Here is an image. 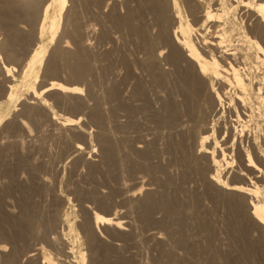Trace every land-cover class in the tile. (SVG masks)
I'll return each instance as SVG.
<instances>
[{"label": "rangeland", "instance_id": "rangeland-1", "mask_svg": "<svg viewBox=\"0 0 264 264\" xmlns=\"http://www.w3.org/2000/svg\"><path fill=\"white\" fill-rule=\"evenodd\" d=\"M109 1L110 0H69L68 9L70 8V11L68 16L64 13V17L62 19V28L60 31V35L61 33L62 35L60 36V39L54 40L52 42H48L49 36L47 34L44 36V41L49 43L46 60L41 64L39 68L40 70L38 73V78L32 76L31 79L30 77H25L24 72L27 68V65L31 62V56L34 52V48L36 50L38 48V43L40 44L39 40L36 39V36L34 35L36 33L38 24L33 25V23L27 21L26 19L23 20L24 17L15 19V21H19L18 23L14 22V24H18L16 27L19 35H21L18 40L13 41L12 44L6 49V47H3L1 44H3L7 39L8 27L6 26V22H4L2 19L3 14L0 13V53H2V58L0 59V247L4 249L7 248L8 250H6L9 251L10 245H8V243H5V237L8 235V233L16 230V220H19L22 216L23 204H31L34 209L39 207L35 211L36 215L34 214V217L36 218L35 220H39L42 216L41 219L45 221L47 219H53L56 216L57 223L59 222L57 224L59 225V227H56L54 231V235L58 236V239L55 241L46 239V241L48 240V242L43 240L44 242L42 243L44 245V250L41 253V256H38L33 260V264H41V261H44L45 257H49L53 263L56 262L57 264H76L75 261L80 258L81 252L86 253L87 258L84 264H152L153 261V264H171L170 262H172V264H249V258L250 260H254L250 261V264L252 262H254L253 264H256V258L253 255V251L250 253L252 255H247L248 252H246L250 249L249 247H252L251 241V245L247 247V244H249L248 240H252L253 242V238H251L250 236H241V224L235 219L238 218L237 220H239L241 213H244L246 210L248 211L249 206L247 205L245 207L246 204L243 201L242 205L240 199L243 198L240 194L236 195L231 193L232 196L230 198L228 192L223 193L224 191L221 192L222 189H220L216 184H210V182L208 181L209 179L207 180V175H209L208 173H210L209 171L205 172L204 177V175L201 174L200 171L198 172L194 169L190 171L191 168L187 169L184 168L185 166H182L183 164L181 163V160L179 158L180 152L177 149V143H175L176 139L178 141V138L181 137L182 130L176 129V127L179 128V126H177V123L174 129L175 122L172 123V121H174L173 117L171 120V124L173 125V127L171 129L172 125L167 121L164 122V120H162L160 116L163 114V109L166 103H171L172 101H174L175 103L177 101V103H179L178 99H181L180 102L182 101L183 90L180 82L182 80V77L184 78V76H181L183 74V69L178 70L170 64L168 65L163 63L162 67H165L167 73L162 76L164 79L160 77V79L158 80L159 77L154 73L151 74V72L145 66V51H143L145 43L141 31H143L144 29L146 33L149 32V39L151 37H154V39L157 38V34L159 33L158 31L160 30V27L162 25V21L161 19H159V16L155 15L157 11H154L155 9L152 10V8L150 10L149 8L151 5L146 0H144L145 2L141 3L142 6L138 2L139 0H132V2L131 0H129L130 2L128 0H125V2L124 0H119L118 4V0H116V3L114 2L115 0H111L110 3ZM178 2L181 7L183 21L185 22L191 20L193 23V20L195 18H193V14V16H191V12L190 10H188L185 4L186 2L184 0H178ZM143 5L146 6L144 7ZM41 6H44V3ZM81 7H83L84 9ZM212 7L213 11L214 9L216 11H214V13L218 12V14H220L221 12L222 15L223 13H225L221 9L220 5L218 6L217 4H214ZM80 11L81 13H79ZM85 13H87V15ZM133 13L134 16L130 17V15ZM129 17L131 18L130 20ZM123 18H125L124 21ZM21 19L23 22H21ZM77 19L79 22L77 21ZM116 19L118 22L116 21ZM193 24L194 27H197L195 23ZM221 24L222 25L219 26H222L224 28L217 26L215 28V26L213 25L214 27H209V31H218L217 33H223L225 35H228L230 32L229 35H234V30H232L231 27L228 26V23L222 21ZM159 25L160 27H158ZM225 25H227L228 27H225ZM71 29L72 32L70 33ZM75 29L76 31H78L77 35H75ZM139 31L140 36L138 34ZM128 36L130 37V39ZM21 37H23V39H21ZM65 38L69 41L67 45L71 51H76L77 49L79 50L80 48H82L81 42L87 43L89 40L92 46L89 45L88 42V44L85 45L86 47L84 46L82 48L85 53L89 55L87 56V60L90 58L91 61L90 62L88 60L90 64V71L87 72L88 76L85 72L82 75V78L79 77L76 80L70 64H68L65 60L63 63V59H60L61 57L56 54L58 47L60 48V46L66 44ZM56 46L57 49L55 48V51H53L52 49ZM52 51L55 52L56 55ZM253 55H259L260 57L263 56L256 51H253ZM263 60L261 59V64L257 60L253 61V74L256 75L259 73L261 75L262 73L263 75ZM258 62L259 66L255 67V65H258ZM4 63H6L7 65L12 64L16 67L15 70L13 69L14 71L10 72L11 74L9 76L6 74L8 72H6L5 69H3L4 67H2L4 66ZM57 64L58 66H56ZM53 65L54 67L56 66L57 69L59 68L56 74H53L51 71ZM260 67H263L262 70H259L261 69ZM254 69H257L258 71ZM51 80H61L63 83L68 84L75 83L74 85H77L79 88L81 87L80 90L82 92L78 96L77 94H69L67 96L60 97L58 93H51V95L49 94V96L46 94H41L42 98L41 96H38L37 99L36 97L33 98L34 96H32L31 93L33 86H37L36 89L40 91L41 88L45 87L46 84L51 82ZM9 84L12 88H10V86L8 87ZM255 86L256 85L254 84V88L248 87L249 92L253 93V97H255L256 95V93H254V89L257 90V87ZM6 88L8 90H14L13 93L17 96V98L14 97V101L7 99V94L9 92H4ZM229 88L230 87H227L225 89L226 91L224 90V92H222L221 98H218L217 96L215 98H212V100L210 97L205 98L207 100V102L205 100V108L206 110H208L207 113L213 112V114H210L213 117L212 120L208 116H205V129L209 134L208 144L210 146L212 144L213 146H211L212 148L210 149V151H216L215 153H213V157L215 154L217 155L216 157H214L216 160L220 157L218 161L221 164L217 165V168L220 169L219 175H223L222 177L224 179L222 177L221 178L225 183L232 182V184H241L242 181L243 185L248 186V184H250L249 186L254 185V187H259V192L262 191L263 193L264 173H262L261 176V171L258 170L260 173H255L254 170H249L248 167L244 165V163L242 164L246 168L244 167V169H242L243 165L239 163V160L241 162H245L248 160V163L249 159L252 156H255L256 160H254L256 161L257 165L260 166V162L262 160L254 151H252L253 148L251 150L252 141L250 142L247 138L251 137L250 140H252L253 137L257 136V134V137L264 136V113H260L261 109L262 112H264V101L259 99V104L258 102H256L258 106L262 105L260 111L259 109L256 110L257 118H250L251 120L253 119L252 121H248L250 124L247 123V120L245 121L246 123L242 121V123L247 124V129L249 128V132L247 131V129H245L244 133L243 131H241L244 127L242 128L241 125H238L236 123L241 122L239 120V115L245 118V111L239 105H237V103H234L236 102V99H238V97L235 96V93H233L234 90H229ZM114 91L117 93V96H115V98L113 97L112 99L109 98V93H112ZM90 93L92 96L90 95ZM94 98H97V100L95 101ZM106 99L107 105L104 101ZM217 99L223 101V103H220V101ZM99 101L102 103L98 107L99 111L102 106L104 107L101 110L104 115L100 112L101 117H103L101 121L104 124L103 126L106 128V131H108V133L110 132V135L107 133V135L111 137L107 139L108 142H106V140L99 132L101 131V127L98 125L97 121L93 123V120H90L91 113L89 116V111L91 112ZM229 101H232V105ZM211 103L214 106L216 104L217 108L212 106ZM93 104H95V106H93ZM222 105H225V109ZM234 107H237V110L234 109ZM232 109L234 110L231 111ZM106 110L108 113L106 112ZM258 112L260 113V115L258 114ZM236 113L238 114V116H234V114L237 115ZM217 114H219L218 117L220 119L217 118ZM229 114L231 118L228 117ZM249 115L250 112H248V116ZM258 115L263 118L262 121L260 120V117L258 119ZM72 116H74L76 120H79V125L82 127L83 132L84 130L86 131L87 138L83 134H77L68 128L66 131V128L61 127V122L65 118H69ZM221 117L223 121L221 120ZM255 119H258L257 122ZM105 120L108 124L106 122H103ZM23 121H25L27 127L23 125ZM221 121L222 123L220 124L219 122ZM112 122L115 123L113 124ZM224 123L226 126H224ZM226 123L228 124V126ZM99 124L101 125V123ZM236 125L239 127L236 128ZM251 125H255V127L258 129L254 127L256 129L255 130ZM225 128L227 129L225 130ZM251 128L253 129L251 130ZM223 129L225 130V132H223ZM219 130H221V136L225 133L223 137L219 135ZM229 130L231 131V133ZM254 132L256 133V136ZM112 133L114 136L111 135ZM123 133H125V137H130L129 143L128 139H126V142ZM174 133H176V136L174 135ZM226 133H229L230 135H226ZM234 133L236 135H234ZM243 135H247V138L243 137ZM220 137L221 139H219ZM229 137L231 138V140L233 139L231 142ZM239 137L243 139L242 144L245 147V150L247 149V146L250 147L248 151L249 153H247L246 151V154L243 156L245 160H242L240 156L237 155L239 154L237 150V148L239 147L238 142H240L241 140ZM141 139L145 141L146 144ZM166 139L169 140L167 141ZM110 142L111 144H109ZM139 142H143L142 144L144 146H147L148 144L147 147L151 149L154 154L151 153L150 156L142 157V153H138L137 151H135V149H132L136 147ZM79 143H82V145L86 147L84 153L73 152L72 149H74V145ZM112 143L113 145H115L114 147H111L113 146ZM116 143L118 145H116ZM154 149L155 151H153ZM139 154H141L142 156ZM245 156L247 157V159ZM133 158L135 159L133 160ZM238 165H240L241 167ZM238 167H240L241 169H239ZM260 167H262V169L264 168L263 162H261ZM127 168H129V171ZM235 169H238V171L236 172ZM120 172H122V177ZM262 172H264V169L262 170ZM237 173H243L244 176L241 177V175H237ZM247 177L249 178V180ZM240 178L242 179L240 180ZM251 180L252 182H250ZM207 184H210V186H208ZM212 184L215 186V189ZM146 187L148 190L146 189ZM159 187L161 188L159 189ZM210 187L213 189L214 193L212 192ZM218 188L220 190H218ZM205 189H209V191H206ZM139 190H142L143 192L140 193ZM216 191H220V193L218 192L219 196L217 194L215 195ZM134 192H136V194L138 195H136L135 198H133L134 196H132L131 194ZM204 193H206L205 195H207V199L205 198V195H203ZM222 193L223 195H221ZM227 193L229 195V200L227 197ZM147 196L150 197L149 200ZM60 197L62 199H60ZM143 197L147 198V200H144ZM232 197L234 198V200H232ZM209 198L212 200H209ZM218 198L219 200L222 199V201L224 198L225 199L223 202H221V200L219 201ZM141 199H143L144 201ZM215 199L219 202L218 204L216 203ZM31 200L33 202H31ZM253 200L255 204L256 198H252V205ZM22 201H24V203ZM225 201H231L232 204L230 205L231 207H234V210H232L231 207L229 210V203L227 202V205ZM238 201L240 203H237ZM221 203L224 205H222ZM168 204L169 206H167ZM185 205L187 208L185 207ZM239 205H241L243 208H240ZM18 206H21L22 209L18 208ZM239 209L240 211L238 213ZM38 211H40V214H38ZM94 211H98L105 215L120 217L126 222L124 224V230L116 229L113 228V226L109 225H101L100 228L102 230L98 231V229H96L93 224L92 217ZM232 211L234 214L236 213L237 217L236 215H233ZM38 216H40L39 219L37 218ZM227 218L230 219L227 220L228 222L226 221ZM233 220H235L234 223ZM212 222L213 224H215L213 225ZM14 224L16 225V227L14 226ZM221 224H223V226H220ZM238 225H240V227ZM90 228H92V233H90ZM212 228L217 229H215L217 234ZM211 229L212 231H214L213 233L212 231H210ZM57 230H59V233L57 232ZM233 231L235 234L233 233ZM166 233H168V235ZM155 235L157 237L161 236L159 237L160 239ZM166 236H168L169 239ZM222 237L223 240L226 241L227 245L223 241L221 244ZM235 237H238L239 239H235ZM211 238L213 240H210ZM218 239H220V243L217 241ZM186 240H188L187 245ZM207 241L209 242L207 243ZM211 241H214V244L210 243ZM245 242L247 244H245ZM217 243L221 247V249L219 246H215ZM6 244L8 245V247ZM232 244L234 245L232 246ZM243 244L246 250L243 247ZM207 245H210V247H208ZM213 247L214 249H212ZM218 247L219 252L218 249H216ZM215 249L216 252H214ZM241 249L243 252L245 250L246 255L243 256V253L241 254ZM65 253H69V256H65ZM249 255L252 256V258ZM220 257H222L223 259ZM226 257L229 258V261L227 262L225 260L227 259ZM241 257H244V260H241ZM1 258L5 259L4 256H2ZM233 258L234 260L231 261ZM31 263L32 261L30 262V264Z\"/></svg>", "mask_w": 264, "mask_h": 264}, {"label": "bare ground", "instance_id": "bare-ground-1", "mask_svg": "<svg viewBox=\"0 0 264 264\" xmlns=\"http://www.w3.org/2000/svg\"><path fill=\"white\" fill-rule=\"evenodd\" d=\"M43 0H0V13L3 14L2 15V19L4 22H6V26L8 27V31H7V39L4 41L3 44H1L3 47H7L10 46L12 44L13 41L18 40L20 35L18 33L17 30V25L18 24H14L15 19L19 18V17H24V19H26L27 21L33 23V25L38 24L37 28H36V33L34 34L36 36V39L39 40L40 44L38 43V48L35 50L34 48V52L31 56V62L27 65V68L24 72L25 77H30V79L32 78V76H34L35 78H38V73H39V68L41 66L42 63L45 62L46 60V54L48 52V48H49V41L52 42L54 40H58L60 39V31H61V25H62V19L64 17V13L68 16L70 8L68 9V2L69 0H44V6H41ZM111 1V0H110ZM109 1V3H110ZM114 1V0H112ZM129 1V0H128ZM151 6H150V10L152 8V10L157 11L155 13V15L159 16V19H161L162 21V25L160 27V25L158 27H160V30L157 32V38L154 39V37H151L149 39V32L146 33V31L143 29V31H141L142 35H143V39H144V43H145V47L143 49L144 54H145V66L146 68L151 72V74H156L160 79V77H162L165 73H167V71L165 70V67H162V64H170L172 66H174L175 68H177L178 70H182L183 69V74L181 76H184V78L182 77V80L180 82L181 86H182V90H183V99L180 102V100L178 99L179 103H176L174 101V103H166V105L164 106L163 109V114L160 115L162 120L167 121L168 123L171 124V120L172 117L174 119L173 122H175L174 124V129H175V125L177 123V126H179V128L176 127V129H181L182 130V135L180 138H178V141L176 139L177 143V149L180 152V160L181 163L183 164L182 166H185L184 168H191L190 171L192 169L197 170L198 172L200 171L201 174L204 175L205 177V172L209 171L210 173H208L209 175H207V180L211 183L216 184L221 190V192L226 193L228 192L231 198V193L232 194H240L242 196L243 199H239L241 200V203L243 205V202L246 204L245 207L248 205L249 209L248 211L246 210L244 213H241L239 220H237L238 218H235L236 221H239V223L241 224V231L240 234L243 237H248L250 236L251 238H253V242L252 240H248L249 244H247L245 242V244H247L249 247L252 244V247H249L247 255L250 254L253 251V255L256 258V264H264V192L262 193V191L259 192V187H254V185L249 186L250 184L247 185H243L242 181L241 184H232V182L230 183H225L224 180H222V176L219 175V171L220 169L217 168V165L221 164L219 163L218 158L217 160L214 158L217 155L215 154L213 157V153H215L216 151H210V149L213 147L212 144L211 146L208 144L209 142V134L208 132H206L205 129V116H208L209 118H211L212 120V113H207L208 110H206L205 108V98L206 97H210L211 100L212 98H215L216 96L218 98H221V94L222 92H224V90L227 87H230L229 90H234L233 93H235V96L238 97V99H236L237 105H239L244 111H245V118L241 117L239 115V120L241 122H235L238 125L242 126V130L245 133V129H247V124H245L246 120L247 123H249L248 121L251 120L250 118H257L256 113L259 109H261L262 105H257L256 102H258L259 104V99L264 101V71H263V75L261 73V75L258 74H253V61L257 60V61H261V59L263 60L264 58V15H261V5H264V0H184L186 3V6L188 8V10H190L191 12V16L194 15L193 18H195L193 20V23H195V25L197 27H194V24L192 23L191 20L189 21H183V17L181 14V7L180 4L178 2V0H146ZM116 3V0L114 1ZM125 2V0H124ZM130 2V1H129ZM128 2V3H129ZM132 2V0H131ZM137 2V1H136ZM139 4L141 5L142 2H145L144 0H140L138 1ZM73 3V2H72ZM78 3V2H77ZM112 3V2H111ZM114 3V4H115ZM119 3V0L117 2V4ZM127 3V4H128ZM146 4V3H145ZM217 4L218 6H221V9L225 12L222 13L220 12V14L214 13L213 11V5ZM97 5V4H96ZM104 5V4H103ZM113 5V4H112ZM139 6V5H138ZM142 6V5H141ZM144 6V5H143ZM146 6V5H145ZM144 6V7H145ZM88 7V6H87ZM112 7V6H111ZM117 7V5H116ZM77 8V7H76ZM80 8V6H79ZM83 8V7H81ZM103 8V7H102ZM115 8V7H114ZM147 8V7H146ZM215 8V6H214ZM84 9V8H83ZM119 9V8H118ZM139 9V8H138ZM76 10V9H75ZM74 10V11H75ZM134 10V9H133ZM85 11V10H84ZM103 11V9H102ZM73 12V11H72ZM114 12V11H113ZM189 12V13H190ZM216 12V11H215ZM81 13V11L79 12ZM83 13V12H82ZM104 13V12H103ZM138 13V12H137ZM154 13V12H153ZM87 15V13H85ZM90 14V12H89ZM111 14V13H110ZM149 14V13H148ZM147 14V15H148ZM193 14V15H192ZM83 15V14H82ZM130 15V14H129ZM93 16V15H92ZM91 16V17H92ZM117 16V15H116ZM115 16V17H116ZM134 16V13L130 15ZM76 17V16H75ZM124 17V16H123ZM129 17V20L131 19ZM80 18V17H79ZM96 18V17H95ZM135 18V17H133ZM141 18V17H140ZM66 19V18H64ZM75 19V18H74ZM120 19V17H119ZM125 18H123L124 21ZM188 19V18H187ZM223 19V20H222ZM20 20V19H18ZM25 20V21H26ZM88 20V19H87ZM90 20V19H89ZM99 20V19H98ZM115 20V19H114ZM122 20V18H121ZM68 21V20H67ZM78 21V19H77ZM103 21V18H102ZM117 21V19H116ZM134 21V20H133ZM191 21V22H190ZM222 21H224L225 23H228L229 27H231L232 30H234V35H225V34H221V33H217L216 31L214 32H210V28L211 26H216L217 27H222L219 25H222ZM19 22V21H18ZM17 22V23H18ZM21 22L22 19H21ZM79 22V21H78ZM87 22V21H86ZM118 22V21H117ZM116 22V23H117ZM159 22V20H158ZM219 22V23H218ZM81 23V22H80ZM97 23V22H96ZM131 23V22H130ZM141 23V21H140ZM118 24V23H117ZM126 24V23H125ZM160 24V23H159ZM119 25V24H118ZM158 25V24H157ZM224 25V24H223ZM120 26V25H119ZM130 26V25H128ZM132 26V24H131ZM213 26V27H214ZM227 25H225L226 27ZM227 26V27H228ZM79 27V26H78ZM104 27V26H103ZM20 28V27H19ZM77 28V26H76ZM80 28V27H79ZM85 28V27H84ZM88 28V27H86ZM133 28V27H132ZM224 28V27H222ZM7 29V28H6ZM95 29V26H94ZM137 29V28H136ZM140 29V28H139ZM208 29V30H207ZM212 29V28H211ZM230 29V30H231ZM91 30V29H90ZM107 30V29H105ZM216 30V29H215ZM76 31V29H75ZM129 31V30H128ZM138 31V30H136ZM28 32V31H27ZM26 32V33H27ZM72 32V29L70 30V33ZM77 32V33H76ZM75 32V35L78 34V31ZM87 32V31H86ZM85 32V33H86ZM106 32V31H105ZM112 32V31H111ZM117 32V31H116ZM24 33V32H23ZM69 33V34H70ZM74 33V32H73ZM140 33V31L138 32V34ZM233 33V32H231ZM49 36L48 42L44 41V36L45 35ZM129 34V33H128ZM137 34V35H138ZM4 35V34H3ZM68 35V34H67ZM73 35V34H72ZM95 35V34H94ZM23 36V35H22ZM87 36V35H86ZM127 36V35H126ZM140 36V34H139ZM76 37V36H74ZM80 37V36H79ZM108 37V36H107ZM129 37V36H128ZM138 37V36H137ZM33 38V37H32ZM153 38V39H152ZM21 39H23V37H21ZM25 39V38H24ZM66 39V38H65ZM76 39V38H75ZM88 39V38H87ZM115 39V38H114ZM130 39V37H129ZM3 40V39H1ZM37 40V41H38ZM78 40V39H77ZM20 41V40H19ZM23 41V40H21ZM25 41V40H24ZM65 41V40H64ZM71 41V40H70ZM87 41V40H86ZM110 41V40H109ZM85 42V41H84ZM89 42V40H88ZM87 43H82V48L88 44ZM92 42V41H91ZM33 43V41H32ZM69 41L66 39V44L63 46H60V48L58 47V50L56 51L61 58L63 59V63L64 60L70 64L72 71H73V75L76 78L81 77L82 75L88 71H90V67H89V61L90 58L87 60V53H85V51L80 48L78 51H71L68 48V44ZM126 44V43H125ZM89 45L90 42H89ZM58 46V45H57ZM57 46L54 47L52 50L55 51L54 49H57ZM92 46V45H91ZM96 46V45H95ZM2 47V48H3ZM86 47V46H85ZM134 47V46H133ZM23 48V47H22ZM88 48V47H87ZM9 49V48H8ZM139 49V48H138ZM8 51V50H7ZM11 51V50H10ZM52 51V52H53ZM244 51V52H243ZM253 51H256L260 54H262L263 56L260 57L259 55H253ZM12 53V52H11ZM55 54V52H53ZM105 53V52H104ZM120 53V52H119ZM55 54V55H56ZM89 54V53H88ZM116 54V53H115ZM12 55V54H11ZM18 56V55H17ZM52 56V55H51ZM94 56V55H93ZM135 56V55H134ZM58 57V56H57ZM2 58V53H0V59ZM256 58V59H255ZM54 59V58H53ZM135 59V58H134ZM255 59V60H254ZM260 59V60H259ZM30 60V59H29ZM124 60V59H123ZM96 61V59H95ZM102 61V60H101ZM62 62V61H61ZM65 62V63H66ZM91 62V61H90ZM120 62V60H119ZM259 62L258 65L259 66ZM264 62V60H263ZM263 62H262V66H263ZM50 63V62H49ZM57 63V62H56ZM55 63V64H56ZM102 63V62H101ZM138 63V62H137ZM136 64V63H135ZM261 64V62H260ZM49 65V64H48ZM61 65V64H60ZM65 65V64H64ZM58 66V64L56 65ZM56 66L51 68L52 73L56 74V72H58L56 68ZM62 66V65H61ZM124 66V65H123ZM4 67L3 69H5L6 73L8 76L11 74L10 72L15 70V66H13L12 64L7 65L6 63H4ZM262 70L263 67H260ZM14 69V70H13ZM68 70V69H67ZM145 70V69H144ZM143 70V71H144ZM176 70V71H178ZM256 71H258L257 69H254ZM255 71V72H256ZM62 72V71H61ZM68 72V71H67ZM94 72V71H93ZM2 73V72H1ZM66 73V72H65ZM95 73V72H94ZM136 73V71H135ZM177 73V72H176ZM71 74V73H69ZM134 74V73H133ZM173 74V73H171ZM180 75V74H179ZM178 75V76H179ZM14 76V75H13ZM88 76V74H87ZM94 76V75H93ZM68 77V76H67ZM92 77V76H91ZM114 77V76H113ZM134 77V76H133ZM151 77V76H150ZM171 77V76H169ZM95 78V77H94ZM97 78V77H96ZM13 79V78H12ZM139 79V78H138ZM153 79V78H152ZM156 79V78H155ZM162 79H164L162 77ZM161 79V80H162ZM70 80V79H69ZM95 81V80H94ZM108 81V80H107ZM140 81V80H139ZM180 81V80H179ZM70 82V81H69ZM142 82V81H141ZM140 82V83H141ZM174 82V81H172ZM36 83V82H35ZM72 83V82H71ZM160 83V82H159ZM170 83V81H169ZM75 84V83H74ZM72 84H68V83H63L61 80L59 81H55V80H51V82H49L48 84H46L45 87H42L40 91H38L36 89L35 86H33V89L31 91L32 96H34L33 98L36 97V99L38 98V96H41V94H46L49 96V94L51 95V93H58L60 97H64L67 96L69 94H77V96L82 92L80 90V88L77 85ZM89 84V83H88ZM87 84V85H88ZM254 84L256 85L255 87H257V90H255L254 93H256L255 97L252 96L253 93L249 92V88H254ZM10 86V84L8 85V87ZM127 86V85H126ZM160 86V85H159ZM168 87V85H167ZM10 88H12L10 86ZM84 88V87H83ZM125 88V87H124ZM131 88V87H130ZM176 88V87H175ZM86 89V88H85ZM136 89V88H135ZM21 90V89H20ZM88 90V89H87ZM90 90V89H89ZM129 90V89H128ZM132 90V89H131ZM145 90V89H144ZM166 90V89H165ZM174 90V89H173ZM253 90V91H254ZM7 91L9 92L7 94V99L9 100H13L14 101V97L17 98V96L13 93L14 90H8L7 88L4 90V92ZM134 91V90H133ZM147 91V90H146ZM152 91V90H151ZM175 91V90H174ZM226 91V90H225ZM257 91V92H256ZM148 92V91H147ZM177 92V91H176ZM1 93V92H0ZM17 93V92H16ZM135 93V92H133ZM230 93V92H229ZM18 94V93H17ZM175 94V93H173ZM178 94V93H176ZM45 95V97H46ZM91 95V93H90ZM107 95V94H106ZM143 95V94H142ZM6 96V95H5ZM92 96V95H91ZM94 96V95H93ZM115 96H117V93L114 91L112 93H109L108 97L109 98H115ZM128 96V95H126ZM138 96V95H137ZM144 96V95H143ZM176 96V95H175ZM223 96V95H222ZM57 97V96H56ZM181 97V98H182ZM236 97V98H237ZM15 98V99H16ZM42 98V96H41ZM58 98V97H57ZM101 98V96H100ZM105 98V97H104ZM103 98V99H104ZM147 98V97H146ZM153 98V97H152ZM224 98V97H223ZM40 99V98H39ZM95 99V98H94ZM110 99V101H111ZM124 99V98H123ZM175 99V98H174ZM45 100V99H44ZM64 100V99H63ZM97 100V98L95 99V101ZM118 100V99H117ZM128 100V99H127ZM172 100V99H171ZM219 100V99H217ZM216 100V101H217ZM222 100V99H221ZM225 100V99H224ZM232 100V98H231ZM32 101V100H31ZM42 101V99H41ZM105 102L107 101L104 100ZM109 101V102H110ZM115 101V100H114ZM146 101V100H145ZM220 101V100H219ZM46 102V101H45ZM137 102V101H135ZM207 102V100H206ZM223 103V101H220V103ZM230 102V101H229ZM232 102V101H231ZM230 102V103H231ZM262 102V101H261ZM1 103V102H0ZM13 103V102H12ZM44 103V102H43ZM47 103V102H46ZM97 103V102H95ZM139 103V102H138ZM217 103V102H216ZM219 103V105H220ZM227 103V102H226ZM102 103L99 101L98 104H93V106H95L92 111H89V116L91 113V118L90 120H93V123L95 121H97L98 125L101 127V131H99L101 133V135L103 136V138L106 140V142H108V138L110 137V132L108 133V131H106V128L103 126L104 124L102 123V118L101 117V113H102V108H104L102 106V108H100V111L98 109V107L101 105ZM107 105V102L105 103ZM104 104V106H105ZM119 104V103H118ZM122 104V103H121ZM212 104V103H211ZM262 104V103H261ZM34 105V104H33ZM127 105V104H126ZM232 105V103H231ZM258 107H257V106ZM62 106V105H61ZM76 106V105H75ZM212 106H214L212 104ZM211 106V107H212ZM223 106V105H222ZM225 106V105H224ZM223 106V108H224ZM78 107V105H77ZM116 107V106H115ZM216 107V104L215 106ZM80 108V107H79ZM217 108V107H216ZM232 108V107H231ZM9 109V108H8ZM16 109V108H15ZM74 109V108H73ZM76 109V107H75ZM222 109V108H221ZM225 109V108H224ZM234 109L237 110V107ZM234 109H232L231 111H233ZM85 110V109H84ZM88 110V109H87ZM86 110V111H87ZM91 110V109H90ZM137 110V109H136ZM235 110V112H236ZM239 110V109H238ZM70 111V110H69ZM74 111V110H73ZM222 111V110H221ZM226 111V110H225ZM224 111V112H225ZM230 111V110H229ZM101 112V113H100ZM107 112V110H106ZM248 112H250V115L248 116ZM31 113V112H30ZM108 113V112H107ZM136 113V112H135ZM156 113V112H155ZM260 113H264L261 112ZM260 113L258 112V114L260 115ZM103 114V113H102ZM157 114V113H156ZM216 114V113H215ZM226 114V113H225ZM237 114V113H236ZM104 115V114H103ZM133 115V114H132ZM219 114H217V118ZM232 115V114H231ZM258 115V119L259 116ZM225 116V115H224ZM234 116H238L234 114ZM32 117V116H31ZM60 117V116H59ZM63 117V116H62ZM79 117V116H78ZM143 117V116H142ZM153 117V116H152ZM171 117V118H170ZM227 117V115H226ZM230 117V114L229 116ZM80 118V117H79ZM78 118V119H79ZM231 118V117H230ZM233 118V117H232ZM236 118V117H235ZM238 118V117H237ZM264 118V117H263ZM260 117V120L262 121V119ZM84 119V118H83ZM220 119V118H219ZM218 119V120H219ZM234 119V118H233ZM257 119V120H258ZM126 120V118H125ZM124 120V121H125ZM161 120V119H160ZM209 120V121H211ZM215 120V119H214ZM221 120L223 121L222 117ZM253 120V119H252ZM251 120V121H252ZM256 120V119H255ZM256 120V122H257ZM89 121V120H88ZM151 121V120H150ZM219 122L220 124L222 123ZM242 121H244L245 123H242ZM104 123L107 121H103ZM146 122V121H145ZM163 122V124H164ZM259 122V121H258ZM24 126L27 127V124H25V121L22 122ZM101 123V125L99 124ZM113 123V122H112ZM115 123V122H114ZM113 123V124H114ZM234 123V122H233ZM60 124V122H59ZM82 124V122H81ZM108 124V123H107ZM121 124V123H120ZM147 124V123H146ZM162 124V123H161ZM169 124V126H170ZM207 124V123H206ZM211 124V123H210ZM215 124V121H214ZM227 124V123H226ZM250 124V123H249ZM248 124V125H249ZM262 124V123H260ZM263 124H264V119H263ZM95 125V124H93ZM118 125V124H117ZM166 125V124H165ZM172 125V124H171ZM217 125V123H216ZM219 125V124H218ZM7 126V125H6ZM87 126V125H86ZM85 126V127H86ZM168 126V125H167ZM222 126V125H221ZM224 126L225 123H224ZM228 126V124H227ZM253 126V125H251ZM258 126V125H256ZM61 127L66 128L65 130L67 131L68 129H71L73 132L77 133V134H83L86 138H87V133L84 130V132L82 131V127L79 125V120H76L74 118V116L69 117V118H65L62 122H61ZM97 127V126H96ZM173 125L171 126L172 129ZM223 127V126H222ZM221 127V128H222ZM239 126L236 125V128H238ZM255 127V125L253 126V128ZM167 128V127H166ZM210 128V127H209ZM213 128V127H212ZM216 128V127H215ZM218 128V127H217ZM230 128V127H229ZM251 128V130L253 129ZM256 128V127H255ZM254 128V129H255ZM63 129V128H62ZM153 129V128H152ZM155 129V128H154ZM157 129V128H156ZM170 129V127H169ZM173 129V131H174ZM227 128H225L226 130ZM231 129V128H230ZM249 129V128H248ZM247 129V131L249 132V130ZM258 129V128H256ZM255 129V130H256ZM264 129V126H263ZM32 130V129H31ZM111 130V128H110ZM109 130V131H110ZM114 130V129H113ZM212 130V129H211ZM225 130L223 129V132H225ZM233 130V129H232ZM236 130V129H235ZM250 130V132H251ZM18 131V130H17ZM97 131V130H96ZM172 131V130H171ZM172 131V132H173ZM220 131L219 130V135H220ZM230 131V130H229ZM259 131V130H258ZM257 131V132H258ZM262 131V130H261ZM260 131V132H261ZM264 131V130H263ZM114 132V131H113ZM118 132V130H117ZM130 132V131H128ZM135 132V131H134ZM137 132V131H136ZM139 132V131H138ZM164 132V131H163ZM215 132V131H214ZM228 132V131H227ZM5 133V132H4ZM107 133L109 135H107ZM126 133V132H125ZM125 133H123L125 140L128 139V143L130 142L128 138L125 137ZM143 133V132H142ZM211 133V132H210ZM218 133V130H217ZM231 133V131H230ZM233 133V132H232ZM238 133V132H237ZM255 133V132H254ZM263 133V132H262ZM156 134V133H155ZM176 133H174L175 135ZM208 134V135H207ZM229 134V133H228ZM226 133V135H228ZM113 135V133L111 134ZM224 134H222L221 137H223ZM230 135V134H229ZM234 135H236L234 133ZM233 135V136H234ZM114 136V135H113ZM148 136V135H147ZM176 136V135H175ZM213 136V135H212ZM211 136V137H212ZM218 136V135H217ZM247 135H243V137H246ZM256 136V133H255ZM258 136V134H257ZM253 137L252 140H250V138L248 137L247 139H249V141H252V146H251V150L253 148L252 151H254L259 158L262 160L261 162L264 163V136L263 137ZM84 137V138H85ZM135 137V136H134ZM158 137V136H157ZM162 137V135H161ZM160 137V138H161ZM170 137V136H168ZM221 137L219 139H221ZM242 137V135H241ZM91 138V136H90ZM111 138V137H110ZM133 138V137H132ZM213 138V137H212ZM218 138V137H217ZM225 138V137H224ZM228 138V137H226ZM230 138V137H229ZM233 138V137H232ZM240 138V137H239ZM74 139V138H73ZM215 139V137H214ZM235 139V138H234ZM241 139V138H240ZM121 140V138H120ZM133 140V139H132ZM142 140V139H141ZM167 140V139H166ZM169 140V139H168ZM167 140V141H168ZM233 140V139H232ZM230 138V142L232 141ZM243 139L240 140V142H238L239 147L237 148L239 154H237L238 156H240V158L243 160V156L247 153H249V148L247 146V149L245 150V147L243 146ZM143 141V140H142ZM147 141V140H146ZM221 141V140H219ZM224 141V139H223ZM127 142V140H126ZM138 142V141H137ZM145 143V141H143ZM142 142V143H143ZM249 142V143H250ZM100 143V142H99ZM136 143V142H135ZM142 143L139 142V144L136 145V147L132 148L135 149V151H137L138 153H142L143 156L141 154L142 157L144 156H150V154H154V152H152L151 149H149L147 146L143 145ZM215 143V142H214ZM233 143V142H232ZM10 144V143H9ZM22 144V143H21ZM111 144V142L109 143ZM121 144V143H120ZM119 144V145H120ZM146 144V143H145ZM161 144V143H160ZM237 144V145H238ZM247 144V143H246ZM93 145V144H92ZM100 145V144H99ZM113 145V143H112ZM116 145H118L116 143ZM159 145V144H158ZM166 145V144H165ZM215 145V144H214ZM98 146V145H97ZM115 145L111 146L114 147ZM121 146V145H120ZM119 146V147H120ZM126 146V145H125ZM128 146V145H127ZM150 146V145H149ZM216 146V145H215ZM214 146V147H215ZM250 146V145H249ZM123 147V146H122ZM121 147V148H122ZM222 147V146H221ZM85 148L82 143L79 144H75L74 145V149L73 152H83L85 151ZM117 148V147H116ZM120 148V150H121ZM155 148V147H154ZM114 149V148H113ZM128 149V148H127ZM162 149V148H161ZM172 149V148H171ZM157 150V149H156ZM163 150V149H162ZM214 150V149H213ZM221 150V149H220ZM225 150V149H224ZM250 150V151H251ZM1 151V150H0ZM89 151V150H88ZM155 151V149L153 150ZM219 151V150H218ZM229 151V150H228ZM158 152V151H157ZM173 152V151H171ZM178 152V153H179ZM78 153V154H79ZM123 153V152H122ZM136 153V152H135ZM137 153V154H138ZM164 153V152H163ZM167 153V152H166ZM3 154V153H2ZM254 154V153H253ZM84 155V154H83ZM93 155V154H92ZM132 155V154H131ZM135 155V154H134ZM236 155V156H237ZM248 155V154H247ZM250 155V154H249ZM108 156V155H107ZM154 156V155H153ZM172 156V155H171ZM80 157V156H79ZM157 157V156H156ZM155 157V158H156ZM246 157V156H245ZM251 157V156H248ZM253 157V156H252ZM249 159V162L247 163V161H243L241 162L239 159V163H241V165H243L242 163H244V165L246 167H248L249 170H254L255 173L261 171V176H262V167L261 166V162H260V166L257 165L256 163V159L255 156L253 158ZM109 158V157H108ZM223 158V157H222ZM221 158V159H222ZM119 159V158H118ZM135 158H133L134 160ZM148 159V158H147ZM247 159V157H246ZM255 159V160H254ZM150 160V159H148ZM232 160V159H231ZM245 160V159H244ZM91 161V160H90ZM151 161V160H150ZM233 161V160H232ZM124 162V161H123ZM133 162V161H132ZM138 162V161H137ZM153 162V161H152ZM231 162V161H230ZM128 163V162H127ZM136 163V162H135ZM180 163V161H179ZM233 163V162H232ZM247 163V164H246ZM120 164V163H119ZM122 164V163H121ZM125 164V163H124ZM165 164V163H164ZM163 164V165H164ZM168 164V163H166ZM234 164V163H233ZM114 165V164H113ZM149 165V162H148ZM243 168L244 169V166ZM139 166V165H137ZM172 166V165H171ZM240 166V165H238ZM263 166V165H262ZM107 167V166H106ZM111 167V166H110ZM120 167V166H119ZM141 167V166H140ZM173 167V166H172ZM175 167V165H174ZM224 167V166H223ZM241 167V166H240ZM240 167H238L239 169H241ZM245 167V168H246ZM121 168V167H120ZM178 168V167H177ZM115 169V168H114ZM118 169V168H117ZM129 171V168H127ZM145 169V168H144ZM162 169V168H161ZM224 169V168H223ZM231 169V167H230ZM121 170V169H120ZM123 170V169H122ZM126 170V169H125ZM136 170V169H135ZM134 170V171H135ZM193 170V171H194ZM236 170V169H235ZM247 170V169H246ZM247 170V171H249ZM259 170V171H258ZM155 171V170H154ZM153 171V172H154ZM174 171V170H173ZM222 171V170H221ZM225 171V170H224ZM227 171V170H226ZM234 171V170H233ZM238 171V169L236 170V172ZM195 172V171H194ZM245 172V171H244ZM250 172V171H249ZM253 172V171H252ZM121 173V177H122V172ZM126 173V172H125ZM124 173V175H125ZM133 173V172H132ZM260 173V172H259ZM2 174V172H1ZM151 174V173H150ZM154 174V173H153ZM152 174V175H153ZM161 174V173H160ZM159 174V175H160ZM165 174V173H164ZM242 176H244V174L242 175L241 173H239ZM237 173V175H239ZM130 175V174H129ZM183 175V173H182ZM225 175V174H224ZM256 175V174H255ZM258 175V174H257ZM4 176V175H3ZM11 176V175H10ZM154 176V175H153ZM222 177V178H221ZM227 177V176H225ZM249 177V176H248ZM247 177V178H248ZM256 177V176H255ZM159 178V177H158ZM246 178V179H247ZM260 178V177H259ZM263 178V177H262ZM6 179V178H5ZM168 179V178H167ZM166 179V180H167ZM170 179V178H169ZM224 179V178H223ZM242 178H240L241 180ZM245 179V177H244ZM136 180V179H135ZM151 180V179H150ZM230 180V179H229ZM249 180V178H248ZM121 181V180H120ZM263 181V180H262ZM125 182V181H124ZM208 182V183H209ZM237 182V181H236ZM239 182V181H238ZM247 182V180H246ZM252 182V180L250 181ZM182 183V182H181ZM127 184V183H124ZM139 184V182H138ZM157 184V183H156ZM170 184V183H169ZM210 184H207L208 186H210ZM254 184V183H253ZM261 184V183H260ZM145 185V184H144ZM168 185V184H167ZM166 185V186H167ZM184 185V184H183ZM189 185V184H188ZM206 185V186H207ZM213 185V184H212ZM205 186V185H204ZM214 186V185H213ZM216 186V187H217ZM258 186V185H257ZM263 186V185H262ZM10 187V186H9ZM140 187V186H139ZM154 187V185H153ZM175 187V184H174ZM12 188V187H11ZM144 188V186H143ZM150 188V187H149ZM161 187H159L160 189ZM165 188V187H164ZM167 188V187H166ZM171 188V187H169ZM208 188V187H207ZM211 188V187H210ZM209 188V189H210ZM218 188V190H220ZM129 189V188H128ZM147 189V187H146ZM209 189H205L206 191H209ZM215 189V186H214ZM148 190V189H147ZM146 190V191H147ZM172 190V189H171ZM212 192L214 193L213 189L211 188ZM217 190V188H216ZM90 191V190H89ZM140 191V190H139ZM145 191V190H144ZM151 191V189H150ZM191 191V190H190ZM205 191V192H206ZM16 192V191H15ZM132 192V191H131ZM143 192L142 190L140 191V193ZM164 192V191H163ZM169 192V191H168ZM173 192V191H172ZM177 192V191H176ZM183 192V191H182ZM218 192L220 193V191H216L215 195L218 194ZM139 193V192H138ZM148 193V192H147ZM146 193V194H147ZM162 193V192H161ZM223 193L221 195H223ZM227 193V195H228ZM132 196H134L133 198H135V196L137 195L136 192L131 193ZM163 194V193H162ZM177 194V193H176ZM201 194V193H200ZM206 193H204L203 195H205ZM210 194V193H207ZM141 195V194H140ZM139 195V196H140ZM150 195V194H149ZM165 195V194H164ZM168 195V194H167ZM213 195V194H212ZM229 195L228 200H229ZM95 196V195H94ZM138 196V195H137ZM142 196V195H141ZM207 195H205V198ZM209 196V195H208ZM128 197V195H127ZM146 197V196H145ZM164 197V196H162ZM182 197V196H181ZM224 197V196H223ZM234 197V195H233ZM232 197V200H234V198ZM237 197V196H236ZM256 198V203L254 204V200H253V205H252V198ZM11 198V196H10ZM132 198V197H131ZM137 198V197H136ZM140 198V197H139ZM144 198V197H143ZM148 200L150 199V197H148ZM147 198H144V200ZM152 198V196H151ZM175 198V196H174ZM220 198V197H219ZM218 198V200H219ZM60 199H62L60 197ZM159 199V198H158ZM169 199V198H168ZM189 199V198H188ZM196 199V198H195ZM205 199V201H206ZM217 199V198H216ZM216 201V203L218 204L219 202ZM225 199V198H224ZM223 199V201H224ZM140 200V199H139ZM143 200V199H141ZM143 200V201H144ZM187 200V199H186ZM193 200V199H192ZM209 200H212L209 198ZM221 202L222 199H220ZM219 200V201H220ZM12 201V200H11ZM26 201V200H25ZM57 201V200H56ZM96 201V200H95ZM155 201V199H154ZM165 201V200H164ZM167 201V200H166ZM173 201V200H172ZM171 201V202H172ZM176 201V199H175ZM214 201V199H213ZM212 201V202H213ZM243 201V202H242ZM24 203V201H22ZM27 202V201H26ZM31 202H33L31 200ZM160 202V200H159ZM226 202V201H225ZM224 202V203H225ZM228 202V201H227ZM226 202V203H227ZM101 203V202H100ZM136 203V202H135ZM152 203V202H150ZM229 203V205H228ZM227 205L229 206V210L232 204V202H228ZM236 203V202H235ZM237 203H240L239 201ZM20 204V203H19ZM18 204V205H19ZM33 204V203H32ZM138 204V202H137ZM154 204V203H153ZM173 204V203H172ZM175 204V203H174ZM177 204V202H176ZM216 204V205H217ZM222 204V203H221ZM21 205V204H20ZM34 205V204H33ZM224 205V204H222ZM236 205V204H235ZM233 205V206H235ZM162 206V205H161ZM169 206V204L167 205ZM190 206V205H189ZM163 207V206H162ZM177 207V206H176ZM180 207V206H179ZM186 207V205H185ZM238 207V204H237ZM240 208H243L241 205H239ZM15 208V206H14ZM18 208H21V206ZM23 208V212H22V216L20 217L19 220L17 221V227L14 224V226L16 227V230H13L11 233H8V235L5 237L6 241L5 243H8V245H10V249L9 251H7L6 249L0 247V256H4L5 259L1 258L0 262L1 264H30V262L32 261L31 264L34 263V259H36L38 256H41V253L44 250V245L42 242L46 241V239L48 240H57L58 236H55L54 231L56 229V227H59V225H57V217L55 216L53 219H47V220H42V216L40 218V216H38L37 218L39 220H35L36 218L34 217L35 211L36 209H34V207L31 204H23L22 206ZM21 208V209H22ZM166 208V206H165ZM187 208V207H186ZM200 208V207H199ZM202 208V207H201ZM164 209V208H163ZM232 210H234V207H231ZM245 209V208H244ZM40 210V209H39ZM173 210V209H172ZM200 210V209H199ZM221 210V209H220ZM237 210V209H236ZM19 211V210H18ZM87 211V210H86ZM216 211V210H215ZM240 209L238 210L239 213ZM20 212V211H19ZM18 212V214H19ZM40 211H38V214ZM166 212V211H165ZM177 212V211H176ZM21 213V212H20ZM43 213V212H42ZM163 213V211H162ZM179 213V212H178ZM192 213V212H191ZM209 213V212H208ZM231 213V212H230ZM233 213V211H232ZM6 214V213H5ZM133 214V213H132ZM154 214V213H153ZM176 214V213H175ZM182 214V213H181ZM186 214V213H185ZM229 214V213H228ZM36 215V214H35ZM47 215V214H46ZM53 215V214H52ZM90 215V214H89ZM209 215V214H208ZM225 215V214H224ZM233 215H236V213ZM20 216V215H19ZM167 216V215H166ZM223 216V215H222ZM228 216V215H226ZM17 217V215H16ZM51 217V216H50ZM180 217V216H178ZM232 217V216H231ZM230 217V218H231ZM237 217V215H236ZM19 218V217H18ZM44 218V217H43ZM48 218V217H47ZM91 218V217H90ZM93 224L94 227L96 229L102 230L100 228L101 225H109V226H113V228L116 229H123L124 230V224L126 223L124 220H122L120 217L117 216H113V215H105L102 214L98 211H94L93 212ZM223 218V217H222ZM17 219V218H16ZM134 219V218H133ZM6 220V219H5ZM92 220V219H91ZM137 220V219H136ZM135 220V221H136ZM149 220V219H148ZM191 220V219H190ZM218 220V219H217ZM230 220V219H226ZM13 221V220H12ZM47 221V222H46ZM161 221V220H160ZM213 221V220H212ZM216 221V220H215ZM214 221V222H215ZM183 222V221H182ZM202 222V221H201ZM222 222V221H221ZM228 222V221H227ZM226 222V223H227ZM230 222V221H229ZM235 222V220H233V223ZM191 223V222H190ZM189 223V224H190ZM207 223V222H206ZM211 223V222H210ZM168 224V223H167ZM171 224V223H170ZM213 224V222H212ZM215 224V223H214ZM213 224V225H214ZM2 225V224H1ZM90 225V224H89ZM201 225V224H200ZM207 225V224H205ZM210 225V224H209ZM159 226V225H158ZM175 226V225H173ZM171 226V227H173ZM220 226H223V224H221ZM240 227V225H238ZM14 227V229H15ZM162 227V225H161ZM166 227V226H165ZM186 227V226H185ZM206 227V226H205ZM234 227V225H233ZM94 228V229H95ZM176 228V227H175ZM195 228V227H194ZM217 228V226H216ZM215 228V229H216ZM238 228V227H237ZM92 228H90L91 230ZM95 229V230H96ZM169 229V227H168ZM172 229V228H171ZM192 229V228H191ZM202 229V228H200ZM208 229V227H207ZM213 230H215L214 228H212ZM212 229L210 231H212ZM137 230V229H136ZM152 230V229H151ZM217 230V229H216ZM215 230V233H216ZM59 230H57L58 232ZM133 231V229H132ZM139 231V230H138ZM169 231V230H168ZM177 231V230H176ZM195 231V229H194ZM220 231V230H219ZM94 232V231H93ZM97 232V231H96ZM95 232V233H96ZM167 232V231H166ZM171 232V231H170ZM190 232V231H189ZM206 232V231H205ZM214 231H212L213 233ZM238 232V231H237ZM59 233V232H58ZM92 233V230L91 232ZM234 233V231H233ZM54 236H53V235ZM86 234V233H85ZM94 234V233H93ZM129 234V233H128ZM168 235V233H166ZM174 234V233H173ZM182 234V233H181ZM202 234V233H201ZM217 234V233H216ZM235 234V233H234ZM215 235V234H214ZM225 235V234H224ZM63 236V235H62ZM122 236V235H121ZM139 236V235H138ZM156 236V235H155ZM175 236V235H174ZM187 236V235H186ZM216 236V235H215ZM227 236V235H226ZM240 236V237H241ZM94 237V236H92ZM134 237V236H133ZM140 237V236H139ZM157 237V236H156ZM161 236H158L157 238H159ZM168 238V236H166ZM177 237V236H176ZM65 238V237H64ZM91 238V237H90ZM108 238V237H107ZM148 238V237H147ZM190 238V237H189ZM238 237H235V239ZM160 239V238H159ZM169 239V238H168ZM184 239V237H183ZM201 239V238H200ZM209 239V238H208ZM221 239V236H220ZM220 239H218L217 241L219 242ZM239 239V238H238ZM44 240V241H43ZM48 240L46 242H48ZM149 240V239H148ZM182 240V239H181ZM210 240H213L212 238ZM130 241V240H129ZM183 241V240H182ZM187 241L186 240V245H187ZM194 241V240H193ZM222 241L225 242V244L227 245L226 241L221 240V244ZM231 241V240H230ZM245 241V240H244ZM243 241V242H244ZM251 241V244H250ZM4 242V241H3ZM95 242V241H94ZM174 242V241H173ZM178 242V241H177ZM176 242V243H177ZM209 241H207L208 243ZM241 242V243H243ZM93 243V241H92ZM142 243V241H141ZM214 244V241L210 242ZM216 243V242H215ZM220 243V242H219ZM7 245V244H6ZM7 245V247H8ZM161 245V244H160ZM180 245V244H179ZM234 244H232L233 246ZM240 245V244H239ZM238 245V247H239ZM242 245V244H241ZM125 246V245H124ZM136 246V245H135ZM208 247H210V245H207ZM212 246V244H211ZM215 246H219L218 243ZM172 247V246H171ZM185 247V246H184ZM199 247V246H197ZM207 247V248H208ZM220 247V246H219ZM219 247L216 248L218 249L219 252ZM223 247V246H222ZM244 247V244H243ZM54 248V247H53ZM60 248V247H59ZM62 248V246H61ZM66 248V247H65ZM187 248V247H186ZM245 248V247H244ZM202 249V248H201ZM214 249V247L212 248ZM216 249L214 252H216ZM221 249V247H220ZM252 249V250H251ZM177 250V249H176ZM184 250V249H183ZM240 250V249H239ZM246 250V248H245ZM244 250V252H245ZM251 250V251H250ZM168 251V250H167ZM234 251V250H233ZM238 251V250H237ZM242 251V249H241ZM250 251V252H249ZM69 252V251H68ZM184 252V251H183ZM200 252V251H199ZM222 252V251H221ZM220 252V253H221ZM243 251L241 252V254L244 256L246 255V252L244 253ZM67 253V252H66ZM65 253V256L68 255ZM168 253V252H167ZM166 253V254H167ZM207 253V252H206ZM211 253V252H210ZM224 253V252H223ZM231 253V252H230ZM71 254V253H70ZM181 254V253H180ZM195 254V253H193ZM209 254V253H208ZM240 254V255H241ZM164 255V254H163ZM184 255V254H183ZM252 255V254H250ZM249 255V256H250ZM69 256V255H68ZM67 256V257H68ZM238 256V255H237ZM248 256V257H249ZM189 257V256H188ZM218 257V256H217ZM223 257V255H222ZM220 257V258H222ZM247 257V258H248ZM252 258V256H250ZM253 257V258H254ZM86 253L85 252H81L80 253V258L78 260H76V264H84L86 261ZM169 258V257H168ZM175 258V257H174ZM173 258V259H174ZM201 258V257H200ZM199 258V259H200ZM227 261H229L228 257H226ZM244 257H241V260ZM246 258V257H245ZM63 259V258H62ZM160 259V258H159ZM191 259V258H190ZM197 259V258H196ZM223 259V258H222ZM238 259V258H237ZM161 260V259H160ZM188 260V259H187ZM207 260V259H206ZM212 260V259H211ZM219 260V258H218ZM224 260V261H225ZM234 258L231 260L233 261ZM236 260V259H235ZM240 260V258H239ZM238 260V261H239ZM244 260V259H243ZM246 260V259H245ZM248 260V259H247ZM63 261V260H62ZM131 261V260H130ZM140 261V260H139ZM194 261V260H193ZM196 261V260H195ZM199 261V260H198ZM204 261V260H203ZM223 261V260H222ZM250 261H254V260H250L249 258V264ZM40 262V261H39ZM170 262V260H169ZM185 262V261H184ZM147 263V261H146ZM154 263V261H153ZM152 263V264H153ZM172 264V262H170ZM221 263V262H219ZM254 262H252L251 264H253ZM38 264V263H37ZM41 264H57L56 262L53 263L52 260L49 257H45L44 261H41ZM123 264V263H122ZM132 264V263H131ZM143 264V263H142ZM205 264V263H204Z\"/></svg>", "mask_w": 264, "mask_h": 264}, {"label": "snow or ice", "instance_id": "snow-or-ice-1", "mask_svg": "<svg viewBox=\"0 0 264 264\" xmlns=\"http://www.w3.org/2000/svg\"><path fill=\"white\" fill-rule=\"evenodd\" d=\"M261 15H264V5H261Z\"/></svg>", "mask_w": 264, "mask_h": 264}]
</instances>
